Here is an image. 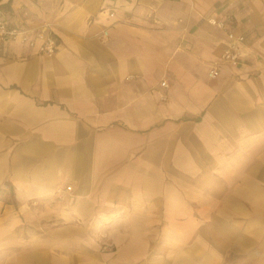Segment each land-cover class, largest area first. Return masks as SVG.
<instances>
[{
	"label": "crops",
	"instance_id": "obj_1",
	"mask_svg": "<svg viewBox=\"0 0 264 264\" xmlns=\"http://www.w3.org/2000/svg\"><path fill=\"white\" fill-rule=\"evenodd\" d=\"M0 18L26 36L0 40V264H264V0H0Z\"/></svg>",
	"mask_w": 264,
	"mask_h": 264
},
{
	"label": "built area",
	"instance_id": "obj_2",
	"mask_svg": "<svg viewBox=\"0 0 264 264\" xmlns=\"http://www.w3.org/2000/svg\"><path fill=\"white\" fill-rule=\"evenodd\" d=\"M207 21L211 25L217 26L219 28H224L225 26L224 22L221 19H218L213 15L209 16ZM19 35H21L20 38H22V40L26 39V36L22 37V31L18 27V25L0 18V40L5 41L15 39ZM37 37L41 41L39 51L47 54H52L55 52L57 42L51 34L39 32L37 34ZM226 37L227 44L224 47L220 58L225 63L235 65L240 59L239 45L244 41V36L243 34H235L232 29L226 28ZM30 43H32V41H30ZM217 74L218 71L216 70V68L210 69L208 73L210 77H214ZM161 85L167 86V82L163 80L161 82ZM68 188L70 187L68 186Z\"/></svg>",
	"mask_w": 264,
	"mask_h": 264
}]
</instances>
